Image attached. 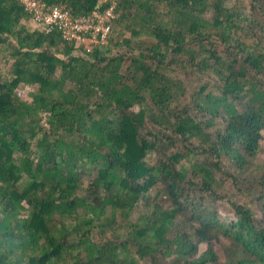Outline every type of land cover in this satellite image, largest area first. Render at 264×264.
Returning a JSON list of instances; mask_svg holds the SVG:
<instances>
[{
  "label": "trees",
  "instance_id": "16d2710c",
  "mask_svg": "<svg viewBox=\"0 0 264 264\" xmlns=\"http://www.w3.org/2000/svg\"><path fill=\"white\" fill-rule=\"evenodd\" d=\"M37 1L111 33L0 0V264H264V0Z\"/></svg>",
  "mask_w": 264,
  "mask_h": 264
},
{
  "label": "built area",
  "instance_id": "2783aa9c",
  "mask_svg": "<svg viewBox=\"0 0 264 264\" xmlns=\"http://www.w3.org/2000/svg\"><path fill=\"white\" fill-rule=\"evenodd\" d=\"M24 7L32 21L45 33L60 32L69 41L77 40L82 44H104L111 33V28L104 24L106 16L93 13L88 17L73 14L66 6L50 7L37 0H17Z\"/></svg>",
  "mask_w": 264,
  "mask_h": 264
},
{
  "label": "rangeland",
  "instance_id": "374dc122",
  "mask_svg": "<svg viewBox=\"0 0 264 264\" xmlns=\"http://www.w3.org/2000/svg\"><path fill=\"white\" fill-rule=\"evenodd\" d=\"M128 36H130V34H128ZM23 96H26V93L22 92ZM225 189H228L230 193H232V195H236V191L234 190V188L230 185H227ZM238 200L243 204L244 201L243 199H241L240 197H238ZM219 209H220V213L225 216L228 219H233L234 218V211L233 209L226 203L223 204H219ZM220 248L218 249V252H220ZM201 251H203V248H201ZM223 251H221L220 253H222Z\"/></svg>",
  "mask_w": 264,
  "mask_h": 264
},
{
  "label": "clouds",
  "instance_id": "9594fccd",
  "mask_svg": "<svg viewBox=\"0 0 264 264\" xmlns=\"http://www.w3.org/2000/svg\"><path fill=\"white\" fill-rule=\"evenodd\" d=\"M106 1L107 0H103V4H105L106 3ZM23 9H24V7L22 6V5H20ZM61 6V5H60ZM67 7V6H66ZM68 9H69V7H67ZM73 14H75L71 9H69ZM25 11V10H24ZM107 12V11H106ZM26 13V12H25ZM93 13H99V14H101L102 15V17H104L105 16V14L104 13H101V11H100V9L99 8H97V9H95L93 12H92V14ZM91 14V15H92ZM75 15H77V14H75ZM79 16H81V15H79ZM88 16H90V15H88ZM88 16H83V17H88ZM31 23L32 24H34L35 25V23L33 22V21H31ZM32 28V27H31ZM33 29H37V30H41V28H38L36 25H35V27H33ZM57 32V31H56ZM58 33H60V32H58ZM46 34H48V33H46ZM52 34V33H51ZM62 34V33H61ZM62 38H63V35H62ZM63 40H64V38H63ZM109 42V36H108V39H107V41H106V43H108ZM100 45H102V44H100ZM231 181V180H230ZM230 185L232 186V184H231V182H230ZM234 188V187H233ZM234 190L235 191H237L235 188H234Z\"/></svg>",
  "mask_w": 264,
  "mask_h": 264
},
{
  "label": "crops",
  "instance_id": "0c3cea01",
  "mask_svg": "<svg viewBox=\"0 0 264 264\" xmlns=\"http://www.w3.org/2000/svg\"><path fill=\"white\" fill-rule=\"evenodd\" d=\"M28 27H35V25L34 24H32V23H30V24H28Z\"/></svg>",
  "mask_w": 264,
  "mask_h": 264
}]
</instances>
